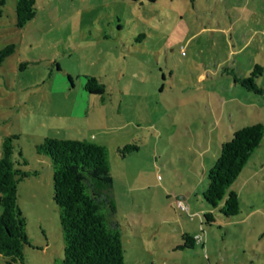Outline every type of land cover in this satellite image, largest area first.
I'll return each mask as SVG.
<instances>
[{
	"label": "rangeland",
	"instance_id": "obj_1",
	"mask_svg": "<svg viewBox=\"0 0 264 264\" xmlns=\"http://www.w3.org/2000/svg\"><path fill=\"white\" fill-rule=\"evenodd\" d=\"M15 3L0 0V48L14 45L0 63V155L17 134L12 159L38 169L17 184L21 264L63 256L50 158L34 148L45 136L108 148L123 264H264V136L232 184L236 215L201 197L221 143L264 124V90L234 81L258 63L264 88V0H35L23 26ZM88 76L101 93L84 87ZM124 143L138 148L121 157ZM183 231L192 248H178Z\"/></svg>",
	"mask_w": 264,
	"mask_h": 264
},
{
	"label": "trees",
	"instance_id": "obj_2",
	"mask_svg": "<svg viewBox=\"0 0 264 264\" xmlns=\"http://www.w3.org/2000/svg\"><path fill=\"white\" fill-rule=\"evenodd\" d=\"M2 1V0H1ZM36 13L35 0H16L15 24L23 26ZM14 49L12 43L0 48V63ZM261 66L254 63L250 71L234 81L256 93L264 88L256 78ZM84 87L101 93L104 84L88 76ZM264 134L262 122L235 127L224 140L217 157L206 172L202 199L225 217L239 212L240 199L232 188L239 171L247 162ZM17 134L4 136L0 155V254L7 264H21L23 247L28 243L25 216L17 203L18 181L36 175L38 169H22L25 158L12 159ZM35 151L50 158L52 166L53 199L58 207L63 237V256L59 264H123L121 224L116 219L112 192L109 151L105 144L87 138H57L45 136L35 144ZM138 148L135 143L117 147L121 157ZM18 155L22 156L20 149ZM206 222L214 220L211 211H204ZM182 247H192L194 237L183 232Z\"/></svg>",
	"mask_w": 264,
	"mask_h": 264
},
{
	"label": "crops",
	"instance_id": "obj_3",
	"mask_svg": "<svg viewBox=\"0 0 264 264\" xmlns=\"http://www.w3.org/2000/svg\"><path fill=\"white\" fill-rule=\"evenodd\" d=\"M263 136H264V134H263ZM263 138V137H262ZM262 140V139H261ZM261 143V142H260ZM214 159H212V161H213ZM211 161V162H212ZM109 164H110V162H109ZM112 175V174H111ZM113 180H114V178H113V176H112V192L114 193V199H115V203H116V201H117V192H116V190H115V186H114V182H113ZM116 212H117V210H116ZM115 215H116V213H115ZM116 217V216H115ZM117 219V218H116ZM118 220V219H117ZM119 222H120V220H118ZM120 224H121V229L124 227V224L122 223V222H120ZM183 232H187L188 233V231H183ZM182 232V233H183ZM181 233V234H182ZM190 234V233H189ZM191 236H193L192 234H190ZM121 236H122V234H121ZM181 237H182V235H181ZM194 237V236H193ZM193 244H194V242H193ZM193 247V246H192ZM192 247H189V248H192ZM178 248H184V247H182V246H179ZM186 248V247H185Z\"/></svg>",
	"mask_w": 264,
	"mask_h": 264
},
{
	"label": "built area",
	"instance_id": "obj_4",
	"mask_svg": "<svg viewBox=\"0 0 264 264\" xmlns=\"http://www.w3.org/2000/svg\"><path fill=\"white\" fill-rule=\"evenodd\" d=\"M177 204L180 206V207H185L183 201L181 199H177Z\"/></svg>",
	"mask_w": 264,
	"mask_h": 264
}]
</instances>
